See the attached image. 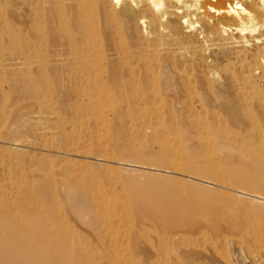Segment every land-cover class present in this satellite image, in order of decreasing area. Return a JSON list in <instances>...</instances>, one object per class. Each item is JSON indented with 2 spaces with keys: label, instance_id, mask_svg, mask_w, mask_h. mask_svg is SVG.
Masks as SVG:
<instances>
[{
  "label": "rangeland",
  "instance_id": "374dc122",
  "mask_svg": "<svg viewBox=\"0 0 264 264\" xmlns=\"http://www.w3.org/2000/svg\"><path fill=\"white\" fill-rule=\"evenodd\" d=\"M76 23L68 1L0 0V64L10 59L17 62L8 71L0 65V73L27 77L42 74L37 82L44 87L51 78L45 68L53 58L47 38L53 31L63 36ZM41 40L44 45L40 48L38 44L33 52L42 60L26 57L16 48L20 43ZM134 41L129 39L119 52L103 51L97 43L87 52L86 60L66 47L58 62L62 74L66 78L74 73L79 83L86 85L89 81L88 85L94 86L116 71L125 83H133V76L145 69L138 63V55L154 51L139 50ZM227 61L231 72L240 70V64L225 58V64ZM176 62L180 68L194 72L189 58L177 55ZM218 72L224 77L222 88L217 89L221 101L211 102L220 118L214 121L213 129L229 132L224 106L243 118L252 116L264 122V78L256 74L240 90L230 79V72L221 68ZM49 89L48 98L14 102L0 97V201L18 205L13 212L9 207L0 211V221L18 211L25 220H34L51 231L60 230L59 236L53 234L54 240L64 239V234L72 230L91 239L92 228L80 216L88 213L92 192L100 190L101 201L115 211L133 209L134 200L152 195L150 198L162 202L165 212L197 221L202 232L181 243L160 227L138 229L119 223L117 244L101 247L98 264H264V247L252 241L254 235H264V136L262 141L253 138L245 143L202 144L183 134L181 127L189 119L170 111L171 107L177 110L180 103L169 98H120L113 105L104 103L78 116L64 115L54 112L61 99L56 84ZM67 91L65 87L60 92ZM151 175L188 180L194 187L162 196L132 186L148 183ZM51 182L57 187L55 201L60 209L46 212L25 206L16 188L19 183ZM21 235L20 239L26 241ZM0 239L13 243L4 226H0ZM249 247L255 251L251 253Z\"/></svg>",
  "mask_w": 264,
  "mask_h": 264
},
{
  "label": "bare ground",
  "instance_id": "6f19581e",
  "mask_svg": "<svg viewBox=\"0 0 264 264\" xmlns=\"http://www.w3.org/2000/svg\"><path fill=\"white\" fill-rule=\"evenodd\" d=\"M56 1L70 2V12L78 23L70 25L63 36L53 31L47 38L50 48L46 49L53 56L50 66L45 68L51 77L49 82L44 87L37 82L39 76L44 77L42 74L27 77L3 72V75L0 73V97L14 99V102L21 98H48L50 86L56 84L61 99L54 112L76 116L81 111L95 110L104 103L113 105L120 98L133 101L169 98L180 103L177 110L171 107L170 111L189 119L188 124L181 128L183 134H189L192 140L206 145L213 142L224 145L245 143L253 141V138L262 141L264 122L252 116L243 118L227 106L223 108L229 118L231 134L214 130V121L220 118L211 102L222 99L217 91L220 86L222 88L224 77L218 72L220 68L230 72V79L240 90L256 74L264 78V0ZM129 39L135 40L134 47L139 50L147 53L154 50L152 54L138 55V63L144 64L145 69L141 75L133 74V83H125L116 71L94 86L88 85L89 81L86 85L79 83L74 73L66 78L62 74L58 62L65 55L66 47L76 55L82 54L81 58L86 60L89 58L87 52L94 45L100 44L103 51L119 52L128 45ZM38 44L42 48L43 40L32 44L20 43L16 48L26 57H36L33 50ZM177 55L184 60L189 58L194 64V72L180 68L176 62ZM37 57L42 60V56ZM225 58L240 64V70L231 72ZM0 65L8 71L17 62L10 59ZM6 84L8 90H5ZM65 87L68 91L60 92ZM143 183L132 186L162 196L194 187L190 181L172 176L156 178L151 175L149 182ZM220 185L224 187L222 183ZM16 188L25 206L34 211L60 209L55 201L58 190L52 182L35 185L19 183ZM91 196L88 213L80 216L81 221L92 228L91 239L72 230L64 234V239L54 240L53 234L59 236L60 230L51 231L34 220H25L18 211L15 216H5L0 226L7 229L13 243L7 244L0 239V264H98L101 247L111 248L117 244L115 233L119 223L138 229L160 227L169 236L178 237L181 243L194 239L202 232L197 221L165 212L162 202L150 198L152 195L134 200V208L131 206L128 211H115L116 208L105 205L100 199V190L92 192ZM7 207L13 212L18 205L10 200L0 201V211ZM20 234L27 240H21ZM252 241L264 247V235H254ZM150 244L156 249L152 242ZM142 250L150 251L148 248ZM249 250L251 253L255 251L252 247Z\"/></svg>",
  "mask_w": 264,
  "mask_h": 264
}]
</instances>
